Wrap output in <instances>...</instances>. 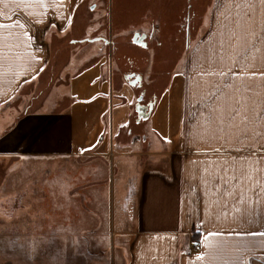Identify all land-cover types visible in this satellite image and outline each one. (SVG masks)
<instances>
[{
  "label": "crops",
  "instance_id": "0c3cea01",
  "mask_svg": "<svg viewBox=\"0 0 264 264\" xmlns=\"http://www.w3.org/2000/svg\"><path fill=\"white\" fill-rule=\"evenodd\" d=\"M153 1L127 26L121 0H0V159L93 156L110 95L128 174L127 223L0 192V264H264V0H208L198 27L196 0L173 4L170 54L150 52Z\"/></svg>",
  "mask_w": 264,
  "mask_h": 264
},
{
  "label": "rangeland",
  "instance_id": "374dc122",
  "mask_svg": "<svg viewBox=\"0 0 264 264\" xmlns=\"http://www.w3.org/2000/svg\"><path fill=\"white\" fill-rule=\"evenodd\" d=\"M145 1L121 0L122 6H124V9L126 8V11L123 13L116 12V21L118 20L121 25H127L130 23L128 17L131 16L132 18L136 15L138 17L136 20L141 18L138 11L141 3L145 4ZM153 3H155V0ZM207 3L208 0H206V4L205 0H196L195 5L198 6L196 7L197 27ZM158 4L157 8L164 10L162 12L164 26L160 32L158 31L159 23L155 24L156 21L152 23L154 24L153 32L155 35L151 41L150 52L170 54L173 52V49L176 50L179 47L177 44H172L174 32L176 27H178V20L174 16L175 14L171 12V7L174 4V6L182 8L187 4V0H158ZM130 6L133 9H129ZM135 10L136 12H134ZM151 16L152 14L149 13V19H151ZM152 24L148 23L146 30L149 31L152 28ZM129 32L132 31H126V33ZM163 64V62L157 61L156 66L161 67ZM169 67L170 65H166L164 69H168ZM165 80L166 78L163 81ZM161 84V81L159 83L154 82L149 84L147 88L149 91H152L155 88L159 89ZM170 86H172L171 80ZM48 88L49 86L41 83L34 89L25 92L23 96L21 95L24 105L29 101L37 104L47 94ZM56 96L53 95L51 98ZM106 101L110 112L108 111L106 116L108 122L104 125L105 140L104 144H102L103 146L94 148L97 153L93 156H67L47 160L0 159V192H2L0 194L4 199V207L7 209V212L10 213L12 207L11 195L15 191L13 187L20 186L22 188L18 191L19 193L15 194L16 197H19V204L21 205L19 207L26 208L28 206L26 205L27 200L34 199L35 201H31V204L36 202L38 205L35 207L37 208L43 204V208L49 210L52 216L60 214L63 211L70 218L75 212L82 211L83 209L84 211L86 209H97V211L102 212L103 207H105L104 202L106 201L108 214H114L117 218H123L127 223L126 214L121 206V197L123 196V189H125L122 186L127 181L128 175L127 170H125L127 163H124L123 160L125 158L121 156L118 152L119 150L116 148L118 147V143L115 141L116 131L110 107V95H108V100ZM67 104V101L63 102L64 107ZM81 105L82 103L76 104L72 102L71 111L73 118L76 119L77 108ZM164 145H171V142L165 141ZM112 152L114 153L112 154ZM15 182L16 185H14ZM136 192L138 193V191ZM93 199L95 200L94 202L91 201ZM129 223L130 221H128Z\"/></svg>",
  "mask_w": 264,
  "mask_h": 264
},
{
  "label": "snow or ice",
  "instance_id": "6c2138e0",
  "mask_svg": "<svg viewBox=\"0 0 264 264\" xmlns=\"http://www.w3.org/2000/svg\"><path fill=\"white\" fill-rule=\"evenodd\" d=\"M0 27H9V25H0ZM260 235H264V233H260Z\"/></svg>",
  "mask_w": 264,
  "mask_h": 264
}]
</instances>
